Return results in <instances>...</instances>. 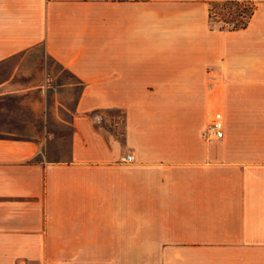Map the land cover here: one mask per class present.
<instances>
[{
    "label": "crops",
    "instance_id": "crops-1",
    "mask_svg": "<svg viewBox=\"0 0 264 264\" xmlns=\"http://www.w3.org/2000/svg\"><path fill=\"white\" fill-rule=\"evenodd\" d=\"M39 45L79 86L69 152L0 136V264H264V0H0V62Z\"/></svg>",
    "mask_w": 264,
    "mask_h": 264
},
{
    "label": "rangeland",
    "instance_id": "rangeland-1",
    "mask_svg": "<svg viewBox=\"0 0 264 264\" xmlns=\"http://www.w3.org/2000/svg\"><path fill=\"white\" fill-rule=\"evenodd\" d=\"M250 8L247 3H213L212 21L223 25V19L239 17L238 14ZM9 78H13L18 91L0 96V136L49 139L53 134L58 140V151L53 157H66L70 129L59 121V116H66L61 104L73 108L79 86L72 89L67 86L75 83V78L51 58L42 45L0 62V83Z\"/></svg>",
    "mask_w": 264,
    "mask_h": 264
},
{
    "label": "built area",
    "instance_id": "built-area-1",
    "mask_svg": "<svg viewBox=\"0 0 264 264\" xmlns=\"http://www.w3.org/2000/svg\"><path fill=\"white\" fill-rule=\"evenodd\" d=\"M225 123L221 112L215 113L210 126L203 131L202 136L205 138H222L224 136ZM125 160H132V155H127Z\"/></svg>",
    "mask_w": 264,
    "mask_h": 264
},
{
    "label": "trees",
    "instance_id": "trees-1",
    "mask_svg": "<svg viewBox=\"0 0 264 264\" xmlns=\"http://www.w3.org/2000/svg\"><path fill=\"white\" fill-rule=\"evenodd\" d=\"M226 3H234L236 5L242 4L244 2H239V1H226ZM246 4V3H245ZM246 8V7H245ZM254 7L251 5V8L249 9L248 12L242 14H238L239 17H234V18H226L223 19L222 21L224 22V24H221V28H225V27H229L231 29H237V28H241L246 26V24L248 23L249 18L251 17L252 13H253ZM225 24H232V25H225Z\"/></svg>",
    "mask_w": 264,
    "mask_h": 264
}]
</instances>
